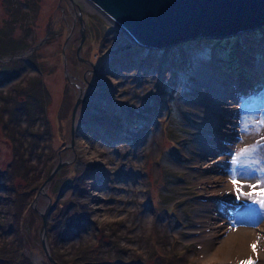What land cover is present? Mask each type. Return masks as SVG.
Segmentation results:
<instances>
[{
  "label": "rangeland",
  "instance_id": "obj_1",
  "mask_svg": "<svg viewBox=\"0 0 264 264\" xmlns=\"http://www.w3.org/2000/svg\"><path fill=\"white\" fill-rule=\"evenodd\" d=\"M74 1L79 50L69 0H0V31L19 44L1 52L20 68L0 82V243L51 264L40 239L48 205L51 256L93 242L115 250L117 238L124 257L115 264H264V68L252 67L264 52H241L233 35L142 47ZM210 63L225 95L201 86ZM34 78L42 111L14 124L5 108L29 97L15 89ZM209 137L230 154L206 149ZM10 187L26 192L16 216Z\"/></svg>",
  "mask_w": 264,
  "mask_h": 264
},
{
  "label": "water",
  "instance_id": "obj_2",
  "mask_svg": "<svg viewBox=\"0 0 264 264\" xmlns=\"http://www.w3.org/2000/svg\"><path fill=\"white\" fill-rule=\"evenodd\" d=\"M90 10L117 25L128 33L133 41L144 46H163L169 42L194 38L205 35L209 38H221L230 35L240 37L239 46L241 52L247 49H257L264 52V30L260 29L264 24V0H81ZM70 7L75 8L76 16L81 24V36L78 50L83 40L82 15L74 0H69ZM260 30V31H259ZM262 32L261 37H257ZM257 37V38H256ZM41 42V41H40ZM38 42V43H40ZM36 43L34 47L38 45ZM244 43V44H243ZM33 47V46H32ZM31 47V48H32ZM249 47V48H248ZM30 48V49H31ZM244 48V49H243ZM237 52L239 60L240 53ZM24 53V52H22ZM21 53V54H22ZM11 56H1L0 59L8 60ZM237 60V61H239ZM67 76L69 74L66 71ZM81 94L77 95L74 110L79 102ZM73 127H71V139L73 141ZM54 169L48 173L49 181ZM45 181V183H46ZM49 206L44 211L40 210L42 218L41 244L47 259L51 264H59L50 255L46 221ZM32 260L38 264L36 258L31 254Z\"/></svg>",
  "mask_w": 264,
  "mask_h": 264
},
{
  "label": "trees",
  "instance_id": "obj_3",
  "mask_svg": "<svg viewBox=\"0 0 264 264\" xmlns=\"http://www.w3.org/2000/svg\"><path fill=\"white\" fill-rule=\"evenodd\" d=\"M13 39H14L13 36L5 35L3 32L0 31V52L7 50L9 47L11 48V46H15V45H16L15 47L19 46V44L17 43V40H13ZM21 45L22 47L23 46L25 47V45L22 44V42H21ZM1 56L6 57V55L3 54L2 52L0 53V58ZM12 61H14V59H11L5 62L3 61L0 62V82H2L3 80L7 81L11 79L12 76H16L19 73L18 70H20V68H15L13 66L14 62ZM33 81H32L33 83L30 84L29 86L26 84H22V85L19 84L16 86V89H15V93L20 94V95H23L25 93V96L26 95L29 96L28 98L26 97L23 100H18V102H16V100H13V102H10L9 104L10 106L5 108L7 112L5 114L7 115L6 117L9 118L14 124L16 122H19L21 113L25 115V120L27 121V124H28L32 122L28 120V118L32 119V113L36 109L39 111H42L43 105L38 102L40 101L39 97L37 96L36 92H34L35 85H37V88H39V84H38L39 82L36 81V78H34ZM5 92H6L5 90L0 92V98L3 95H5ZM30 99H33L35 101L30 102L31 101ZM32 131L34 133V129H32ZM0 176L2 175L0 174ZM10 189L13 193L11 196L9 195L7 197L9 198V201H10L8 204L9 205L8 212L13 214V216H16L21 211L20 207L23 206L24 204L23 202H24V198H25L24 196L26 195V192L22 190L21 192L20 189L16 187H10ZM14 227H12V229ZM114 239L117 242L114 245L118 246V249L115 248V250L110 248V246H106V245L103 246V244H99L98 242H97L98 244L94 242L89 243V244L83 243V245L80 244L77 246V248H75L73 252H65V250L62 252L60 250L59 251L54 250L53 248H50V249H51L52 255L54 256L53 258L59 264H115V261H114L115 258H118L119 261H122L124 257L123 255L124 253L122 252V250H124V247L121 244H119L120 241H117V238H114ZM0 251H1V254H0L1 261H3L5 264L7 263L8 264H34V261L30 260V257H28L24 253L23 250H21V252L17 250L16 251L12 250L11 241L8 243L1 242ZM11 251L14 252L15 256L14 258L11 257L7 259L6 254L10 253Z\"/></svg>",
  "mask_w": 264,
  "mask_h": 264
},
{
  "label": "bare ground",
  "instance_id": "obj_4",
  "mask_svg": "<svg viewBox=\"0 0 264 264\" xmlns=\"http://www.w3.org/2000/svg\"><path fill=\"white\" fill-rule=\"evenodd\" d=\"M202 37H205V35L203 34V35H201ZM220 52V51H219ZM241 57V56H240ZM241 61H242V64L241 65H243V64H249V62L248 61H246V59L244 58V57H241ZM235 65V64H234ZM233 65V66H234ZM252 67H253V69H255V71H259L261 68H262V70H263V68H264V59H262V63H260V64H258V66L256 65V66H254V65H252ZM210 69V70H209ZM209 69H205V73H202V85L201 86H203L204 88L205 87H209V88H207V89H210L211 88V90H212V94H216V95H218V93H223V91H224V93H227V90H224V88L222 87V85H221V83H220V81H221V79L219 78V76H218V74H216L215 72V70L213 69V63H210V68ZM259 69V70H258ZM234 78H235V80H239L240 78L239 77H235L234 76ZM245 80V79H244ZM211 82L212 83H214L215 85H213V84H211ZM225 89H228V90H230L231 88H225ZM226 91V92H225ZM223 93V94H224ZM225 95V94H224ZM219 96V95H218ZM227 97V96H226ZM228 99V98H227ZM226 99V100H227ZM231 102H233L232 100H230L229 102L228 101H226V103L228 104H230ZM215 104V103H214ZM197 105L199 106V108H203V107H210V105H208L207 103H204V102H202L201 103V101L200 102H197ZM237 107V106H236ZM217 108L222 112L223 111V108H224V105H222V106H217ZM236 109V108H235ZM238 109V108H237ZM235 111V110H234ZM251 113L253 112L252 111V109L251 110H249ZM231 114H234L233 113V111H232V113ZM242 114V113H241ZM246 116V115H245ZM248 116H250V114L249 113H247V116L246 117H248ZM251 117V116H250ZM231 118V117H230ZM245 118V117H244ZM235 119V118H234ZM237 119V118H236ZM250 119V118H249ZM231 121V120H230ZM234 123L236 122L235 120H232ZM230 123V122H229ZM229 125V124H228ZM260 132V131H259ZM228 134V133H227ZM244 134V133H243ZM242 134V135H243ZM246 136H248L247 135V133L245 134ZM245 136V137H246ZM249 137V136H248ZM243 138H244V135H243ZM207 140H209L210 142H209V144L208 145H205L204 147L206 148V149H208V150H213V152H214V150L216 149V150H218V151H220V152H222V153H225V154H230V151L232 150L231 149V145L230 144H224L223 142H221L220 144H218V142H216L214 139H212V137H209V138H207ZM211 143H213V145L211 144ZM230 145V146H229ZM215 150V151H216ZM219 152V153H220ZM207 166V165H206ZM209 166H210V164H209ZM214 167V166H213ZM208 168V167H207ZM210 168H212L211 166H210ZM207 175V174H206ZM233 186H235V188H236V184H232ZM234 188V189H235ZM236 191V190H235ZM234 194V193H233ZM217 227V226H216ZM207 241V240H206ZM242 243L243 244H245L244 243V241L242 240ZM260 244V243H259ZM262 245H261V247H259V251H258V253H259V255L261 254L262 255V257L264 258V244H263V241H262V243H261ZM206 245H207V247L205 248V249H207V248H210V247H213L214 246V244H213V241H210V240H208L207 241V243H206ZM243 249H245L244 247H242ZM243 249H241V250H243ZM219 250V248H216V250H214L215 252H217ZM246 251V250H245ZM204 252H206V254H208L207 252H209L208 250H206V251H204Z\"/></svg>",
  "mask_w": 264,
  "mask_h": 264
},
{
  "label": "snow or ice",
  "instance_id": "obj_5",
  "mask_svg": "<svg viewBox=\"0 0 264 264\" xmlns=\"http://www.w3.org/2000/svg\"><path fill=\"white\" fill-rule=\"evenodd\" d=\"M232 183H233V184H236V185H239V183H240V182L236 179V176H235V170H233ZM244 195H248V193H244ZM260 195H261L260 203L264 204V192L260 193ZM237 198H239V197H237ZM252 248H253V251H255V249H256L255 244L252 245ZM241 264H254V262L251 261V260H248V261H242Z\"/></svg>",
  "mask_w": 264,
  "mask_h": 264
}]
</instances>
